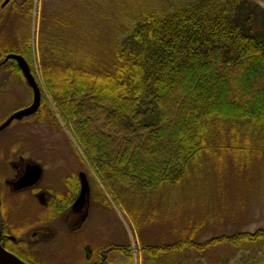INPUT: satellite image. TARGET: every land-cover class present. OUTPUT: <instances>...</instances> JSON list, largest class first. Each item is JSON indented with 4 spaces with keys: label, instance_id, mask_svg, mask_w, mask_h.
Masks as SVG:
<instances>
[{
    "label": "trees",
    "instance_id": "1",
    "mask_svg": "<svg viewBox=\"0 0 264 264\" xmlns=\"http://www.w3.org/2000/svg\"><path fill=\"white\" fill-rule=\"evenodd\" d=\"M33 5L0 0L1 71L26 82L16 60L4 62L22 54L42 87L36 113L55 125L59 113L138 229L170 223L176 240H142L140 264H264V227L228 230L250 194L264 197V7L98 0L93 9L115 21L111 42L91 52L53 43L67 26L57 7L42 17L43 84L33 64ZM175 191L177 203L158 201ZM106 250L107 264L112 253L133 264L130 245Z\"/></svg>",
    "mask_w": 264,
    "mask_h": 264
},
{
    "label": "rangeland",
    "instance_id": "2",
    "mask_svg": "<svg viewBox=\"0 0 264 264\" xmlns=\"http://www.w3.org/2000/svg\"><path fill=\"white\" fill-rule=\"evenodd\" d=\"M82 1L34 0L31 22L34 46L33 64L43 84L38 40L44 15H51L55 13L57 7H61L55 16L66 22L67 26L59 28L52 34V41L58 46L66 48L71 46L91 52L92 49H98L100 45H106L112 40L111 26L115 21L113 15L103 6L104 10L99 13L93 9V3L96 4L98 0H87V4L83 5ZM255 1L264 7V0ZM102 12H106L107 17L106 13L102 14ZM1 73H3V79L0 80V124L21 106L29 105L33 99L31 89L26 82L13 78L7 69ZM46 96L52 104L47 105L48 109L55 111L51 96L48 93ZM55 115L58 119L57 123H59L56 125L51 119H45L41 112H38L14 120L8 127L0 131V200L3 206L25 207L28 203L34 215V221L37 222L42 218V214L39 213L42 212V209L37 199L25 197L24 193L12 192L5 183V177L12 175L11 160L17 159L20 155L38 160L44 166V179L41 186L50 187L49 190L53 194L58 191L65 192V190L66 194L69 193L71 183L66 184L65 179L73 181L77 175L79 180L80 171H85L92 183L91 212L81 230L72 232L59 224L57 220L51 221L52 225H56V234L45 243L44 252L47 256L40 257L46 260L45 264H87L91 260L97 259L99 250L101 257L104 248L106 249L110 245H130L133 264H140L142 240L150 243L176 240L177 237L170 233L171 226L168 222L152 224L142 230L136 227L127 209L119 203L116 191L110 186L111 189L107 185L105 186L98 176L88 159V152L84 146L67 128L59 113ZM179 193V191H175L167 197L159 194L158 201L164 205L170 201L177 203L180 199ZM250 195L246 206L238 212L228 230H255L264 227V197H258L256 194L252 198ZM212 228H214L212 231L215 232L216 227ZM210 234V231H206L202 238L208 237ZM91 253L92 258L89 260ZM112 256L113 263L111 262V264H128L122 253H112Z\"/></svg>",
    "mask_w": 264,
    "mask_h": 264
},
{
    "label": "flooded vegetation",
    "instance_id": "3",
    "mask_svg": "<svg viewBox=\"0 0 264 264\" xmlns=\"http://www.w3.org/2000/svg\"><path fill=\"white\" fill-rule=\"evenodd\" d=\"M4 62L7 61L4 60ZM2 63H0V73L2 72ZM2 74H0V80L3 79ZM38 166L41 167V176L39 180L33 183L36 169H39ZM11 167L12 175L5 177V183L12 192L24 193L26 194L25 197L37 199L42 209V212H39L42 214V218L38 219L37 222L34 221V215L28 203L25 207H5L0 200V244L28 264H45L46 260L40 258L42 255L47 256L44 252L45 243L51 240L56 234V225H52L51 221L57 220L59 224L63 225L69 231L77 232L81 230L89 217L84 222H81L84 212L71 210L72 204L80 192V177L78 180L76 175V181L65 179V183L68 185L70 183L74 185L75 181L76 191L72 192L70 189L71 191L67 194L65 193L67 192L66 190L65 192L58 191L53 194L49 190L50 187L44 188L41 186L44 179V166L38 160L20 155L17 159L11 160ZM1 180L3 182L2 178ZM90 212L91 208L89 215ZM108 252L109 250L104 249L101 257L99 252L95 261L91 260V253L89 257L91 261L87 264H107Z\"/></svg>",
    "mask_w": 264,
    "mask_h": 264
},
{
    "label": "water",
    "instance_id": "4",
    "mask_svg": "<svg viewBox=\"0 0 264 264\" xmlns=\"http://www.w3.org/2000/svg\"><path fill=\"white\" fill-rule=\"evenodd\" d=\"M14 59L17 61L18 66L22 70V73L27 81V84L32 88L33 91V100L32 102L23 108L18 109L13 114H11L1 125L0 131L4 130L8 127L14 120H19L24 117L35 114L41 105L42 101V87L40 82L37 80L35 74L32 72L31 66L27 59L22 54L11 53L8 54L5 58V61L9 59ZM39 169H36V173L33 178V183L39 180L41 176V167L38 166ZM80 177V192L72 204V211H83L84 215L82 216L81 222H84L89 216V211L91 208L92 195H91V183L89 177L85 171H81L79 173ZM0 264H28L23 261L20 257L15 255L14 253L8 251L0 244Z\"/></svg>",
    "mask_w": 264,
    "mask_h": 264
}]
</instances>
